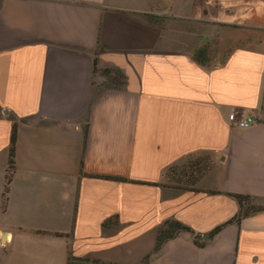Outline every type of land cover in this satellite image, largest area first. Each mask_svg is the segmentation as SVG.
Masks as SVG:
<instances>
[{"label": "crops", "instance_id": "obj_1", "mask_svg": "<svg viewBox=\"0 0 264 264\" xmlns=\"http://www.w3.org/2000/svg\"><path fill=\"white\" fill-rule=\"evenodd\" d=\"M261 105L264 0H0V264H264Z\"/></svg>", "mask_w": 264, "mask_h": 264}, {"label": "trees", "instance_id": "obj_2", "mask_svg": "<svg viewBox=\"0 0 264 264\" xmlns=\"http://www.w3.org/2000/svg\"><path fill=\"white\" fill-rule=\"evenodd\" d=\"M195 59L201 63L205 64L207 62V51L205 49H199L194 53ZM106 73H108V70H105ZM15 131L16 127L13 124L12 126V131H11V137H10V147H9V166L12 167L13 164V150H14V142H15ZM195 168V167H194ZM193 166L190 167V171L188 172L186 169L182 170L183 177H185V183L192 185L196 183L201 177L204 175L206 171L203 173L201 168L199 169H194ZM172 169V166L169 167L167 170ZM166 170V171H167ZM165 171V172H166ZM197 173V176L194 174ZM9 181V177H7V182ZM232 196L237 204H238V212L235 215L233 219L228 221L226 224L235 221L239 223L240 219L253 215L255 213L263 212L264 211V206L256 204L252 201L251 197L249 195H242V194H230ZM223 225L213 229L209 233L205 235L206 239H210L216 232H218ZM181 232H188L191 235L193 233L184 225L181 223L174 221V220H168L165 221L158 229L157 231V238H156V244L154 247V251L158 250L163 243H165L167 240L172 239L175 237L177 234ZM194 242L197 246H202L204 244V239L199 237V235H193ZM67 264H86V260L84 259H75L73 257H70L67 259ZM141 264H148L147 258L143 259Z\"/></svg>", "mask_w": 264, "mask_h": 264}, {"label": "rangeland", "instance_id": "obj_3", "mask_svg": "<svg viewBox=\"0 0 264 264\" xmlns=\"http://www.w3.org/2000/svg\"><path fill=\"white\" fill-rule=\"evenodd\" d=\"M257 117L264 120V105H261L258 113L256 114ZM214 164V158L211 155H199L194 158H188L181 163L172 166V169H169L165 172L164 180L169 186H173L180 189H196L198 180L196 183L189 185L186 184L185 177H183L182 170L186 169L188 172L190 171V167L193 166L194 169H203L201 173L206 171L207 173L209 170L212 169ZM204 173V174H205ZM197 176V173L194 174ZM257 204V203H256ZM259 205L264 206V203H258Z\"/></svg>", "mask_w": 264, "mask_h": 264}, {"label": "built area", "instance_id": "obj_4", "mask_svg": "<svg viewBox=\"0 0 264 264\" xmlns=\"http://www.w3.org/2000/svg\"><path fill=\"white\" fill-rule=\"evenodd\" d=\"M255 123V117L251 115L243 116L242 114L236 117L234 121L235 127L239 129H246Z\"/></svg>", "mask_w": 264, "mask_h": 264}]
</instances>
